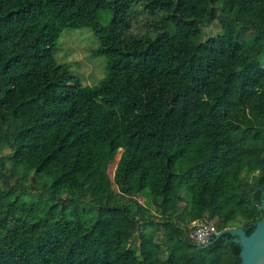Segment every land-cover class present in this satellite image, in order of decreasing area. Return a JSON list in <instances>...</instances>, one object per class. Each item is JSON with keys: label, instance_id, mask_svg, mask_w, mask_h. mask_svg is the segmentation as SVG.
<instances>
[{"label": "trees", "instance_id": "obj_1", "mask_svg": "<svg viewBox=\"0 0 264 264\" xmlns=\"http://www.w3.org/2000/svg\"><path fill=\"white\" fill-rule=\"evenodd\" d=\"M67 29L99 85L57 61ZM49 189L91 216L22 200ZM263 197L264 0H0V264H241L189 226L250 235Z\"/></svg>", "mask_w": 264, "mask_h": 264}, {"label": "rangeland", "instance_id": "obj_2", "mask_svg": "<svg viewBox=\"0 0 264 264\" xmlns=\"http://www.w3.org/2000/svg\"><path fill=\"white\" fill-rule=\"evenodd\" d=\"M101 17L103 18V24H107L112 18V12H103ZM105 17L107 20H105ZM139 17H146V14ZM134 31L137 33H145L146 28L138 26L134 28ZM209 36L210 33H205L202 36V41H205ZM57 44V61L62 65H66L71 74L78 79L82 86L94 87L106 79L108 74L107 61L98 53L99 44L91 30L67 29L63 32ZM115 167V164L110 167L111 177L114 175ZM67 198L77 199V197H72L69 194L57 195L56 199H54L53 192L49 189L43 198L28 194L23 197L22 200L26 202L36 201L41 203L42 206L45 205V201H47L49 205L57 204L56 214L60 216H65L67 214L70 219H75L72 213H77L82 219H88L91 216L90 212H86L90 209V206L85 202L79 204L78 207H74V205L65 207L61 199L65 200ZM135 198L141 204L152 207L148 195L140 194Z\"/></svg>", "mask_w": 264, "mask_h": 264}, {"label": "water", "instance_id": "obj_3", "mask_svg": "<svg viewBox=\"0 0 264 264\" xmlns=\"http://www.w3.org/2000/svg\"><path fill=\"white\" fill-rule=\"evenodd\" d=\"M261 209L264 214V197ZM225 234L231 235L234 238V242L241 246V264H264V218L256 224L254 231L250 235L246 234L243 227H237L226 229L214 237L219 238ZM210 244L211 240L205 245L198 242L197 246L205 248Z\"/></svg>", "mask_w": 264, "mask_h": 264}, {"label": "built area", "instance_id": "obj_4", "mask_svg": "<svg viewBox=\"0 0 264 264\" xmlns=\"http://www.w3.org/2000/svg\"><path fill=\"white\" fill-rule=\"evenodd\" d=\"M189 229L191 231V238L196 241V243H201L202 245L207 244L212 237H214L219 232L216 231L215 227L210 224H205L203 222H193Z\"/></svg>", "mask_w": 264, "mask_h": 264}]
</instances>
